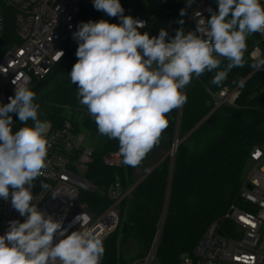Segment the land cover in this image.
Returning a JSON list of instances; mask_svg holds the SVG:
<instances>
[{
	"label": "clouds",
	"instance_id": "9594fccd",
	"mask_svg": "<svg viewBox=\"0 0 264 264\" xmlns=\"http://www.w3.org/2000/svg\"><path fill=\"white\" fill-rule=\"evenodd\" d=\"M93 7L118 17L120 23L89 20L77 26L73 33L77 62L69 75L98 132L118 141L123 163L133 168L159 143L169 123L166 114L187 102L182 89L193 76L219 69L218 57L225 58L226 67L211 81L221 86L229 71L244 66L247 38L264 34L260 0H218V11L209 8L210 18L200 20L195 31L180 28L168 40L165 29L158 36L141 34L146 22L124 15L120 0H93ZM251 67L264 70V57L256 58ZM13 83L14 96L0 105V198H10L26 219L9 221L8 230L0 235V264H101L105 249L95 231L86 227L87 213L74 218L72 223L81 227L68 234L62 220L32 203L33 181L48 166L50 123L38 118L35 93ZM13 114L24 125L15 131ZM55 237L60 238L54 243Z\"/></svg>",
	"mask_w": 264,
	"mask_h": 264
},
{
	"label": "trees",
	"instance_id": "16d2710c",
	"mask_svg": "<svg viewBox=\"0 0 264 264\" xmlns=\"http://www.w3.org/2000/svg\"><path fill=\"white\" fill-rule=\"evenodd\" d=\"M186 1L120 0V3L124 15L135 19L157 15L158 22L166 24L168 40L175 36L177 29L186 32L187 17L179 12L185 8ZM207 1L213 11H218V0ZM86 20L120 23L118 17L97 11L93 1ZM180 20L184 23L180 24ZM16 41L14 23L10 21L4 46ZM259 41L260 33L251 34L247 45L252 47ZM259 45L264 57V42ZM77 48L34 92V103L39 104L38 118L54 128L71 120L76 129L83 127L88 133L95 153L86 176L97 191L87 193L85 204L94 216L101 215L111 205L107 190L113 183L119 182L123 193L133 188L119 205L120 222L105 239L101 264H144L163 221L152 264H181L184 257L193 254L209 226L239 201L250 154L255 148H264V70L253 69L254 60L249 53H244V66L229 71L219 87L211 81L216 71L226 67L225 58L218 57L222 61L219 69L205 71L199 78L193 76L184 92L187 102L166 114L169 123L162 134L170 140L177 135L179 142L174 159H164L137 184L156 161L151 159L147 171H140V177L138 167L106 164L105 157L119 154V145L117 140L98 132L94 118L77 99L78 90L69 75L77 62ZM239 85L241 95L237 105L222 106L213 112L214 101L209 91ZM13 121V131L24 126L16 114Z\"/></svg>",
	"mask_w": 264,
	"mask_h": 264
},
{
	"label": "built area",
	"instance_id": "2783aa9c",
	"mask_svg": "<svg viewBox=\"0 0 264 264\" xmlns=\"http://www.w3.org/2000/svg\"><path fill=\"white\" fill-rule=\"evenodd\" d=\"M92 1L0 0V105L7 104L8 98L14 96L16 85L13 82L32 90L78 47L73 33L81 22H87L86 14L91 10ZM260 2L264 4V0ZM209 8L211 5L207 0H191L190 5L189 0L186 1V32L195 31L200 20L210 18ZM137 19L146 22V27L139 29L141 34L158 22L155 14ZM10 21L14 23L17 41L4 46ZM260 36L261 41L252 47L247 45L244 52L249 53L254 61L262 57L259 43L264 42V34L260 33ZM209 93L214 101L213 112L222 106L235 107L241 95V85ZM83 132V127L76 129L71 120H66L58 128L50 123L48 166L45 174L33 181L32 203L45 214L62 220V229H67L68 234L81 227L79 223H72L74 218L82 212L87 213L90 222L86 227L95 231L104 246L105 239L119 225V205L132 189L123 193L121 184L113 183L107 190L111 205L99 216H94L84 204L85 199L80 200L82 192L87 195L97 191L86 176L95 152ZM105 162L110 167L124 165L120 154L108 155ZM12 191L10 187V194ZM25 219L12 207L10 198L7 201L0 198V235L8 230L9 221L24 222ZM163 223L144 264H152L156 257ZM59 238L55 237L54 243ZM181 264H264V148H255L250 154L239 201L231 204L225 214L209 226L193 254L184 257Z\"/></svg>",
	"mask_w": 264,
	"mask_h": 264
},
{
	"label": "rangeland",
	"instance_id": "374dc122",
	"mask_svg": "<svg viewBox=\"0 0 264 264\" xmlns=\"http://www.w3.org/2000/svg\"><path fill=\"white\" fill-rule=\"evenodd\" d=\"M166 28H167L166 27V24H164L162 22H155L154 24H151L148 27L147 33L149 34L150 37L151 36H158L159 31L161 29H165L166 30ZM83 133H84L86 142L91 145V139H90L88 133L86 131H84ZM177 140H178L177 135H174L173 138L170 140L165 135L162 134L161 137H160L159 143L147 154L146 158L142 161L141 165L138 166V171H137L138 176L140 177L142 175L140 171H142V172L146 171L145 169H147V166L149 165L148 163L150 161H152V160H153L152 162H154V161H156V162L153 164V166L151 167V169L156 164H158L159 162H161L162 160H164L166 158L174 159L175 153L173 155V151L172 150H173L174 145L177 144ZM145 175L141 176V178L139 179V181ZM84 204H85V202H84Z\"/></svg>",
	"mask_w": 264,
	"mask_h": 264
},
{
	"label": "water",
	"instance_id": "95a60500",
	"mask_svg": "<svg viewBox=\"0 0 264 264\" xmlns=\"http://www.w3.org/2000/svg\"><path fill=\"white\" fill-rule=\"evenodd\" d=\"M42 83L43 82H39L33 89H32V91L33 92H36L37 91V89L42 85ZM178 146H179V142H177V144H176V146L174 145V147H173V150L172 151H175V150H177V148H178ZM163 161V160H162ZM161 161V162H162ZM161 162H159L158 164H156L137 184H139L155 167H157ZM136 184V185H137ZM135 185V186H136ZM134 186V187H135ZM133 189V188H132ZM85 197H86V194H85V192H82L81 193V195H80V200L81 201H84V199H85ZM162 230H163V227H162Z\"/></svg>",
	"mask_w": 264,
	"mask_h": 264
},
{
	"label": "bare ground",
	"instance_id": "6f19581e",
	"mask_svg": "<svg viewBox=\"0 0 264 264\" xmlns=\"http://www.w3.org/2000/svg\"><path fill=\"white\" fill-rule=\"evenodd\" d=\"M176 146V145H175Z\"/></svg>",
	"mask_w": 264,
	"mask_h": 264
}]
</instances>
